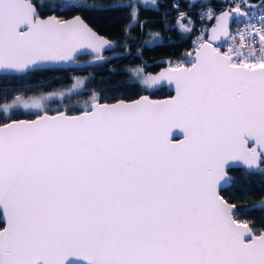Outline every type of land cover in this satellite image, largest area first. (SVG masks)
Returning <instances> with one entry per match:
<instances>
[{"label":"snow or ice","instance_id":"1","mask_svg":"<svg viewBox=\"0 0 264 264\" xmlns=\"http://www.w3.org/2000/svg\"><path fill=\"white\" fill-rule=\"evenodd\" d=\"M139 5L158 0H0V73L81 52L107 60L115 41L82 13L129 7L127 34L146 23ZM175 19L182 34L195 28L184 11ZM199 19L211 27L181 58L155 73L132 69L143 91L174 93L163 99L108 102L93 91L82 110H50V98L84 86L74 77L69 88L0 102V264H264V228L240 218L264 211V197L238 206L222 195L231 167L264 176V0H227ZM148 35L145 46L161 39ZM16 110L34 118L14 119Z\"/></svg>","mask_w":264,"mask_h":264},{"label":"trees","instance_id":"2","mask_svg":"<svg viewBox=\"0 0 264 264\" xmlns=\"http://www.w3.org/2000/svg\"><path fill=\"white\" fill-rule=\"evenodd\" d=\"M173 1L158 0L157 8L151 5H139V20L146 23L142 30L137 24L131 27L127 34L124 30L131 23L129 15L131 8L113 7L103 11L83 12L86 22L92 28L115 41L114 46L105 54L108 59L92 60L88 65L72 69L43 67L27 74L0 73V102H9L18 94L30 96L56 91L67 86L73 76L86 78L84 86L63 97L49 99L47 104L50 105L48 107L50 110L63 109L65 106L70 113L81 110L93 91L99 93L102 101L128 99L141 92H147L152 96L169 94L165 86L158 90L143 91L139 81L129 71V67L138 66L143 67L145 71L154 72L163 64L161 61L165 58H181L183 52L193 47L192 39L199 33L196 27L198 16L195 7L216 0H195L191 7L190 0H177L178 9H185L187 15L195 21V28L187 34H182L175 27V18L178 15L177 9L172 7ZM46 2L56 3L58 0H46ZM129 2L130 0H120L122 4ZM249 2L257 3L258 0H249ZM87 3L109 5L114 3V0H87ZM71 14L73 13L65 14L64 17ZM149 32H159L161 39L153 45L145 46ZM125 44L128 45L127 49L124 47ZM10 115L12 118L32 116L31 113H25L23 110H16ZM2 118L3 114L0 113V119ZM228 171L231 172L233 180L222 191L226 199L241 206L253 204L264 197V176L246 174L243 167H231ZM240 218L247 219L250 226L257 230L264 228V211L245 209Z\"/></svg>","mask_w":264,"mask_h":264},{"label":"water","instance_id":"3","mask_svg":"<svg viewBox=\"0 0 264 264\" xmlns=\"http://www.w3.org/2000/svg\"><path fill=\"white\" fill-rule=\"evenodd\" d=\"M221 10H223V9H221ZM221 10H218L217 11V13H219ZM49 14H51V13H46L45 15H49ZM76 14H79V13H73V14H71V15H76ZM70 17V15H68V16H65L64 18H69ZM207 27H211V23H209L208 24V26ZM94 29V28H93ZM95 30V29H94ZM96 31V30H95ZM99 33V32H98ZM100 35H102V36H105L104 34H102V33H99ZM106 37V36H105ZM106 38H108V37H106ZM109 39V38H108ZM109 50V49H108ZM80 54H86L85 52H81V53H79L78 55H80ZM92 60V58H89V59H81V58H75V61L74 62H69V63H61V64H48V65H44V66H42V68L43 67H60V68H74V67H79V66H84V65H86V64H88L90 61ZM165 65L164 64H162L159 68H158V70H157V72L160 70V68H162V67H164ZM165 87L169 90V94H166V95H164V96H152V95H150L149 93H147V92H141V93H139V94H137L136 96H134V97H132V98H128V99H135V98H138V96L139 95H142V94H147V95H150L151 96V98H153V99H163V98H165V97H167L168 95H172V94H174L166 85H165ZM116 99H125V98H116ZM116 99H114V100H111V101H108V102H113V101H115ZM82 110V109H81ZM72 113H75V112H72ZM30 118H34V116H31V117H18V118H14V119H30ZM180 135H182V133H180L178 130H174L173 131V138H179L180 137ZM234 167H240V166H234ZM228 174H229V176H232V174H231V172H229L228 171ZM230 203H233V202H231V201H229ZM262 229V228H261ZM260 230V229H259ZM70 264H72V262H70Z\"/></svg>","mask_w":264,"mask_h":264},{"label":"built area","instance_id":"4","mask_svg":"<svg viewBox=\"0 0 264 264\" xmlns=\"http://www.w3.org/2000/svg\"><path fill=\"white\" fill-rule=\"evenodd\" d=\"M177 4V0H174L172 2V5L173 4ZM207 7H212L216 12L218 10H221V9H224L225 7H227V0H216L214 2H207V3H204L202 4L201 6H196L195 7V10L197 12V16H198V22L196 24V27H197V30L199 31L202 27L204 26H208V23L205 24L204 21H201L199 19V13L202 12V11H206L207 10ZM179 11H184L185 12V9H178L176 12H177V15L179 14ZM238 27L237 23H233L232 25V30H235L236 28ZM199 34V33H198ZM197 34V35H198ZM237 44H239V38L237 37ZM222 50H225L222 48Z\"/></svg>","mask_w":264,"mask_h":264},{"label":"rangeland","instance_id":"5","mask_svg":"<svg viewBox=\"0 0 264 264\" xmlns=\"http://www.w3.org/2000/svg\"><path fill=\"white\" fill-rule=\"evenodd\" d=\"M166 59H168V58H165V60ZM138 66H133V67H129V71L132 73V69H135V68H137ZM146 72H149V73H155V72H157V71H154V72H150V71H146ZM132 76L136 79V80H138L139 81V78L138 77H136V76H134L133 75V73H132ZM74 77H76V76H73V78ZM72 78V80H71V82L67 85V86H64V87H61L60 89H58V90H62V89H66V88H69V87H71V85L74 83V79ZM76 90V89H75ZM57 91V90H56ZM74 91V90H73ZM50 92H53V91H50ZM47 93H49V92H45V93H42V94H47ZM41 94H34V95H30V96H33V97H37V96H40ZM52 98H55V97H52ZM56 98H60V96H56ZM51 99V98H50ZM9 102H11V101H9ZM47 103V102H46ZM47 107H50V105L49 104H47Z\"/></svg>","mask_w":264,"mask_h":264},{"label":"flooded vegetation","instance_id":"6","mask_svg":"<svg viewBox=\"0 0 264 264\" xmlns=\"http://www.w3.org/2000/svg\"><path fill=\"white\" fill-rule=\"evenodd\" d=\"M110 50V49H109ZM108 50H106L105 52H104V55L106 54V52H107ZM77 58H81V59H89V58H92L90 55H88V54H80V55H77L76 56ZM92 61V60H91ZM91 61L89 62V63H91ZM88 63V64H89ZM88 64H86V65H88ZM70 69H72V68H70Z\"/></svg>","mask_w":264,"mask_h":264}]
</instances>
